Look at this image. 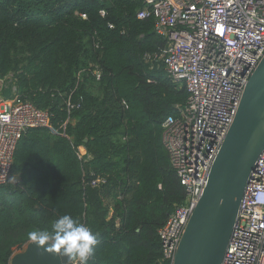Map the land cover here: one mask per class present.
<instances>
[{
  "label": "trees",
  "instance_id": "trees-1",
  "mask_svg": "<svg viewBox=\"0 0 264 264\" xmlns=\"http://www.w3.org/2000/svg\"><path fill=\"white\" fill-rule=\"evenodd\" d=\"M142 7V0H0V79L11 76L16 94L51 114L22 135L10 173L16 181L0 186V264L31 241L30 231L50 230L65 214L98 234L88 264H170L158 229L185 191L162 122L187 93L155 61L166 40L152 16L137 18Z\"/></svg>",
  "mask_w": 264,
  "mask_h": 264
},
{
  "label": "built area",
  "instance_id": "built-area-1",
  "mask_svg": "<svg viewBox=\"0 0 264 264\" xmlns=\"http://www.w3.org/2000/svg\"><path fill=\"white\" fill-rule=\"evenodd\" d=\"M142 1L137 18L152 16L155 31L166 40L155 61L187 93L177 115L162 122V141L185 191L184 203L158 229L162 259L172 264L247 80L264 55V0ZM94 74L100 76L96 67ZM3 82L0 79V186L10 177L22 135L47 125L51 116L15 92L5 95ZM79 104L68 103V111ZM77 150L89 158L84 145ZM221 264H264V149L245 186Z\"/></svg>",
  "mask_w": 264,
  "mask_h": 264
},
{
  "label": "water",
  "instance_id": "water-1",
  "mask_svg": "<svg viewBox=\"0 0 264 264\" xmlns=\"http://www.w3.org/2000/svg\"><path fill=\"white\" fill-rule=\"evenodd\" d=\"M264 149V55L249 76L233 121L175 250L172 264H221L245 186ZM32 241L10 264H74Z\"/></svg>",
  "mask_w": 264,
  "mask_h": 264
},
{
  "label": "clouds",
  "instance_id": "clouds-1",
  "mask_svg": "<svg viewBox=\"0 0 264 264\" xmlns=\"http://www.w3.org/2000/svg\"><path fill=\"white\" fill-rule=\"evenodd\" d=\"M28 237L36 247L43 246L67 259L78 258L79 264H88L99 243L97 233L68 214L58 217L50 230L35 229Z\"/></svg>",
  "mask_w": 264,
  "mask_h": 264
},
{
  "label": "rangeland",
  "instance_id": "rangeland-1",
  "mask_svg": "<svg viewBox=\"0 0 264 264\" xmlns=\"http://www.w3.org/2000/svg\"><path fill=\"white\" fill-rule=\"evenodd\" d=\"M93 73H94V69H93ZM7 78L8 79L4 80V82H3V91H4L5 95L9 96V95H11L12 92L14 93L16 91L15 90V83H14L15 80L13 81L11 79L12 78L11 76H7ZM8 181H9V183L10 182H15L16 181V176L11 174L9 179H8ZM21 250H19V251H21ZM19 251L17 250L15 253H17Z\"/></svg>",
  "mask_w": 264,
  "mask_h": 264
}]
</instances>
